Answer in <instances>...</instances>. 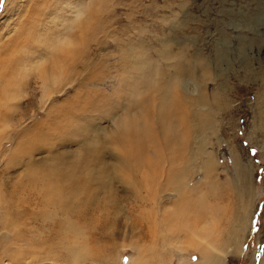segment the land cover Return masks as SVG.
Masks as SVG:
<instances>
[{"label": "rangeland", "instance_id": "1", "mask_svg": "<svg viewBox=\"0 0 264 264\" xmlns=\"http://www.w3.org/2000/svg\"><path fill=\"white\" fill-rule=\"evenodd\" d=\"M70 7L0 0V236L29 230L1 251L264 264V0ZM60 31L74 62L52 81L55 45L30 36Z\"/></svg>", "mask_w": 264, "mask_h": 264}, {"label": "bare ground", "instance_id": "2", "mask_svg": "<svg viewBox=\"0 0 264 264\" xmlns=\"http://www.w3.org/2000/svg\"><path fill=\"white\" fill-rule=\"evenodd\" d=\"M84 24V23H83ZM82 34H85V32H82ZM21 36V35H20ZM23 36V35H22ZM24 37V36H23ZM31 39L33 38V39H35L36 41L38 40L39 42H41V43H44V44H47V45H44V48H48V49H51L50 48V46L51 45H55V47H54V51H57V54H56V57H55V59H54V66H52V68L50 69V67H49V71H47V73H48V75H43V78H48V79H52V81L54 80L55 81V79H56V77H57V75H58V73H59V71L61 70V68H64V67H72L73 66V58L72 59H67V58H65L64 57V55H63V40H64V37H63V34H62V32L60 31V33H57V35L55 36L56 37V40H55V42L53 41V40H50L49 39V37H45V38H37V36H35V34H32L31 36ZM49 41H52V43H50L49 44ZM10 58L9 59H11L13 56L12 55H10L9 56ZM41 57V56H40ZM18 58H20V56L18 55V57H17V62H19V63H21L20 61L22 60V59H18ZM15 60V59H14ZM27 62V61H26ZM37 63H39V61L37 62ZM10 64V63H9ZM22 64V63H21ZM53 64V63H52ZM139 64V63H138ZM17 65V64H16ZM26 67V66H25ZM24 67V68H25ZM11 68H13V67H11ZM17 68V67H16ZM19 68V67H18ZM13 69H15V67L13 68ZM41 69V68H40ZM17 70V69H16ZM18 71V70H17ZM40 71H42V69L40 70ZM7 72V71H6ZM24 72V71H23ZM10 73V72H9ZM11 73H12V71H11ZM12 74H14V73H12ZM12 74H11V76H10V74H9V77H5L6 78V81H4L3 79H2V77H1V81L2 82H4V83H2V86H1V88H3V87H6V86H8V85H12V84H14L13 83V80L11 79L12 78ZM41 74V73H40ZM7 75V74H6ZM144 77V76H143ZM59 78V77H58ZM57 78V79H58ZM139 78V77H138ZM135 79V78H134ZM49 82V81H48ZM53 83V82H52ZM136 92V91H135ZM1 93H2V91H1ZM165 105V104H164ZM164 105H162V107H161V109L163 110V109H165V115L164 116H168L169 115V112L167 111V108H166V106H164ZM161 110V111H162ZM163 112V111H162ZM169 117H170V115H169ZM130 130H132V129H130ZM128 143H129V141H128ZM60 181V180H59ZM62 184V180H61V182H59L58 184H56V187H57V185H59V184ZM61 184L59 185L60 187H62L61 188V190H63V184H62V186H61ZM71 186V185H70ZM48 187H50V183H48ZM71 188V187H70ZM67 191L66 192H68V190H69V187H67L66 186V188H65ZM84 190H85V188H84ZM65 192V193H66ZM84 192V191H83ZM62 193V192H61ZM64 195H66V194H64ZM68 197V196H67ZM73 197V196H72ZM67 203V202H66ZM68 204V203H67ZM61 206V205H60ZM66 206H68V205H66ZM58 207H59V205H58ZM58 209H61L60 207L58 208ZM242 209H240V211H239V209H238V211H237V213H234L235 215H237L238 216V219H240L241 220V218H240V216H241V214H242V211H241ZM12 221V220H11ZM10 221V222H11ZM10 222H8V223H10ZM238 223H241V222H238ZM12 224V223H11ZM11 224H7V228H8V232L10 233L9 235H13L12 237V240H10V241H7V242H9V243H11V246L10 247H12V245L13 244H15V243H17L18 241H21L22 239H25L26 238V234H27V232L29 231L28 229H27V231L26 230H24L23 229V232H21L20 234H18V232H16L15 230H11V228H10V226H11ZM103 226V225H102ZM237 226V225H236ZM234 227V228H232V229H230V231H228L227 232V234H225L224 236H225V239H224V242H226V244H230V242H232L233 243V241H235V240H238L237 239V237L240 235V233H242V227ZM99 233V232H98ZM232 234H234V236H232ZM235 235H236V237H235ZM1 237V236H0ZM7 237V236H6ZM11 237V236H10ZM235 237V238H234ZM2 238V237H1ZM8 238V237H7ZM6 238V239H7ZM240 239V238H239ZM73 240V239H72ZM94 240H95V238H94ZM0 241H2L3 242V244H5V242H6V240L4 239V238H2V240L0 239ZM33 241V240H32ZM6 242V243H7ZM96 242V241H95ZM236 242V241H235ZM235 242H234V245H235ZM8 243V244H9ZM37 245L39 244V242H35ZM48 244V243H47ZM32 246H33V244H31ZM15 246V245H14ZM94 246V245H93ZM97 246V245H96ZM231 246V245H230ZM0 247H2V245L0 244ZM60 247H62V246H60ZM101 247H102V245H101ZM34 249L36 248V246L35 247H33ZM58 248H59V246H58ZM104 248V247H103ZM65 249V248H64ZM100 249V248H99ZM99 249H97L94 253H91L90 254V256L92 257V258H95V257H97V258H99L98 260H101L102 262L104 261V259H102V252L99 250ZM206 249L207 250H205V251H203V253H202V260L201 261H199V262H197V263H192V264H211V261H212V258H211V256H210V252L212 251V250H210V246L209 247H206ZM60 251L62 250L63 251V249H59ZM79 250V249H78ZM78 250H74V252H73V256H72V259L70 260V259H67L66 261H64L63 259H62V255H61V257L60 256H56V255H52L53 257H51V256H48V255H46L47 254V252L46 253H43L44 255H41V253H40V255L39 254H36L35 253V251H30L29 253H30V255H28V256H22V255H25L24 253L23 254H20V253H17V251H16V249H15V251L16 252H14V253H12V252H8L6 249L5 250H3V251H1V249H0V264H84V262L87 260V257L85 258L82 254H81V252H79ZM89 250H90V248H89ZM104 250V249H103ZM38 251V250H37ZM58 252L59 254L58 255H60V253L61 252ZM19 252H21V251H19ZM65 252H66V250H65ZM64 252V253H65ZM108 252V251H107ZM22 253V252H21ZM84 253L85 254H87L85 251H84ZM32 254V255H31ZM50 254V253H49ZM84 254V255H85ZM89 254V253H88ZM51 255V254H50ZM86 256V255H85ZM88 256V255H87ZM27 257H30V259H29V262H25V259L24 258H27ZM51 258L53 259V260H57L56 262H51ZM59 261V262H58ZM140 264H142V263H140Z\"/></svg>", "mask_w": 264, "mask_h": 264}, {"label": "snow or ice", "instance_id": "3", "mask_svg": "<svg viewBox=\"0 0 264 264\" xmlns=\"http://www.w3.org/2000/svg\"><path fill=\"white\" fill-rule=\"evenodd\" d=\"M69 3L72 7H75L76 5H79L80 3H82V0H69ZM72 7L69 8L68 10V14H71L72 11ZM67 18V15L65 16V19Z\"/></svg>", "mask_w": 264, "mask_h": 264}]
</instances>
